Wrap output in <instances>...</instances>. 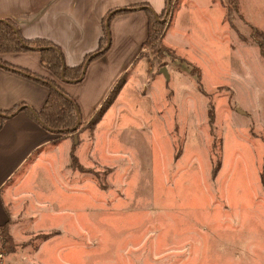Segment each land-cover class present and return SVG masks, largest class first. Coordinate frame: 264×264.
Segmentation results:
<instances>
[{
	"label": "rangeland",
	"instance_id": "374dc122",
	"mask_svg": "<svg viewBox=\"0 0 264 264\" xmlns=\"http://www.w3.org/2000/svg\"><path fill=\"white\" fill-rule=\"evenodd\" d=\"M223 15L189 61L145 48L96 130L64 135L70 158L22 180L38 204L18 202L0 264H264V0Z\"/></svg>",
	"mask_w": 264,
	"mask_h": 264
},
{
	"label": "crops",
	"instance_id": "0c3cea01",
	"mask_svg": "<svg viewBox=\"0 0 264 264\" xmlns=\"http://www.w3.org/2000/svg\"><path fill=\"white\" fill-rule=\"evenodd\" d=\"M175 1L180 6L171 19L164 44L179 58L189 61V52L202 47L197 42L196 22L209 21L211 24L220 20L219 23L224 25L227 3L225 0ZM144 3L149 4L157 15L167 8V0H0V18L15 21L28 40L53 42L61 48L66 65L76 67L99 49L104 37L103 22L110 13ZM215 12L222 14L221 17L215 19ZM148 28L149 16L145 10L114 16L109 24L111 44L108 51L88 65L80 83L58 80L43 67L38 52L9 53L1 55V59L56 81L76 101L83 124L88 125L123 76H127L125 84L104 118L119 105L125 91L139 76L136 67L143 58ZM145 65L150 73L146 61ZM48 96L49 89L42 83L0 67V111H9L21 104L40 111ZM77 141L74 143L71 137L49 133L23 111L6 121L0 131V227L8 225L13 230L19 201L32 212L38 204L33 191L17 192L22 180L28 181L50 159L65 163V157L70 158Z\"/></svg>",
	"mask_w": 264,
	"mask_h": 264
},
{
	"label": "trees",
	"instance_id": "16d2710c",
	"mask_svg": "<svg viewBox=\"0 0 264 264\" xmlns=\"http://www.w3.org/2000/svg\"><path fill=\"white\" fill-rule=\"evenodd\" d=\"M239 0H228L226 9L228 15H232V11L238 10ZM145 10L149 16L148 37L143 44V49L150 48L152 54L158 59H163V55L169 52V48L164 44V37L170 26L169 19L173 18L178 10L174 0H167L166 10L157 15L154 13L149 4H138L124 9L113 11L106 17L103 22L104 37L100 41L99 49L89 54L83 64L76 67H69L65 63L64 54L60 47L53 42L45 39L28 40L23 37L19 25L10 18H0V67L22 74L30 79H34L45 85L49 89V96L40 111H35L26 104H21L9 111H0V131L6 121L13 118L19 112H26L39 125L46 129L49 133L55 135H68L76 133L84 124L78 104L73 100L54 80L46 79L29 70L12 66L1 59V55L9 53H26L38 52L41 56V63L44 68L49 70L54 77L65 83H80L83 80L88 65L102 57L111 44L109 29L106 27L107 22L118 15L132 12L134 10ZM158 17V18H156ZM232 19V17H230ZM262 38V35L255 31V36ZM257 39V38H256ZM257 41H260L259 39ZM264 44V42H263ZM264 46V45H263ZM127 76H123L114 87L113 91L107 97L99 111L91 119L88 126L92 132L96 126L102 121L107 111L111 108L122 87L125 84ZM0 231L7 236L5 244L12 242L8 235V225L0 227Z\"/></svg>",
	"mask_w": 264,
	"mask_h": 264
},
{
	"label": "water",
	"instance_id": "95a60500",
	"mask_svg": "<svg viewBox=\"0 0 264 264\" xmlns=\"http://www.w3.org/2000/svg\"><path fill=\"white\" fill-rule=\"evenodd\" d=\"M156 18H158V17H156ZM108 29H109V22H107V26H106ZM160 72L161 73H163L164 74V76L167 78V79H169V75H168V73H167V68H162L161 70H160Z\"/></svg>",
	"mask_w": 264,
	"mask_h": 264
}]
</instances>
